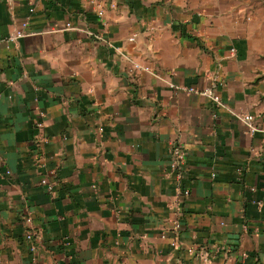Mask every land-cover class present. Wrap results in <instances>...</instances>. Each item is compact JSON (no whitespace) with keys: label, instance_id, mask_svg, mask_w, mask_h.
Segmentation results:
<instances>
[{"label":"crops","instance_id":"crops-1","mask_svg":"<svg viewBox=\"0 0 264 264\" xmlns=\"http://www.w3.org/2000/svg\"><path fill=\"white\" fill-rule=\"evenodd\" d=\"M97 3L0 0V264H204L161 236L179 183L187 246L264 264V0ZM30 8L29 35L2 41ZM214 79L222 106L173 86Z\"/></svg>","mask_w":264,"mask_h":264},{"label":"built area","instance_id":"built-area-1","mask_svg":"<svg viewBox=\"0 0 264 264\" xmlns=\"http://www.w3.org/2000/svg\"><path fill=\"white\" fill-rule=\"evenodd\" d=\"M91 3L97 4V14L100 18H103L105 15V8L101 3H97V0H90ZM34 12V8H30L28 16L22 21L20 26L12 33L7 35L2 39L6 44H16L21 38H24L29 35L28 26L32 18V14ZM72 26L70 23L67 24V27L70 28ZM91 35H95L94 33H90ZM100 37L99 35H96ZM131 41L136 39V34L132 35L129 38ZM235 51V49H233ZM135 69L139 70H150L149 67L141 65L139 63H133ZM218 80L214 79L212 83L207 87H196V86H175L176 90H184L188 94H197L201 96L209 97L217 106H222L223 101L222 97L218 94ZM241 121L246 123L251 132L258 130L257 126H255V116L250 113H240L236 115ZM45 124L42 120L38 121L37 128L43 130ZM40 143H47L48 139L44 134H40L39 136ZM170 156V168L173 173L176 174L178 181L180 182L182 178L186 174V161H187V150L186 147L180 142L175 141L171 144L169 149ZM7 174H10V171H7ZM178 182V183H179ZM41 183L47 188L49 194L54 197L56 195V182L50 181L47 178H43ZM179 189V197L176 204V207L173 209V213L171 217L167 220L168 226L162 232V238H166L169 240V246L171 249L177 251H186L188 255L191 257L197 258L201 260L204 264H213V259L215 258L216 251L214 249H210L206 245L193 244L191 246H187L185 240L182 236V232L184 229V212H183V203L190 197L191 190L187 187L181 186L178 184ZM26 230H25V239L30 242V250L32 253L36 254L37 250V229L34 225L33 215L31 210L27 207L25 214L23 216ZM247 230V227H245Z\"/></svg>","mask_w":264,"mask_h":264}]
</instances>
